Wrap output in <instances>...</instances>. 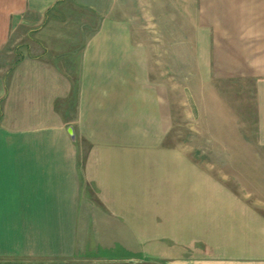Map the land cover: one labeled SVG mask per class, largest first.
I'll return each mask as SVG.
<instances>
[{"label":"crops","instance_id":"1","mask_svg":"<svg viewBox=\"0 0 264 264\" xmlns=\"http://www.w3.org/2000/svg\"><path fill=\"white\" fill-rule=\"evenodd\" d=\"M227 112L248 155L207 149ZM29 258L264 264V0H0V261Z\"/></svg>","mask_w":264,"mask_h":264},{"label":"rangeland","instance_id":"2","mask_svg":"<svg viewBox=\"0 0 264 264\" xmlns=\"http://www.w3.org/2000/svg\"><path fill=\"white\" fill-rule=\"evenodd\" d=\"M183 98H184V96H183ZM183 101L185 102L186 100L183 99ZM186 106H190V105L187 103ZM212 116H213L212 114L206 115V121L207 122L205 125L206 129L208 130V131H206V133L208 135H210V141H211L210 147L207 148V149H209V153L215 154V153H218L219 149H222V148H218L216 146H212L213 142H215L217 139H221V140H223V142L227 143V145H228L224 149L223 154L248 155L250 153L248 148L244 149V146L237 145V144H239V142L243 143V142L249 140L248 139L249 138V136H248L249 132L247 131V128H245V126L240 121L241 116L237 114V119H236V115H233L230 112H229V114H228V112L226 114H223V113L219 114L218 118L221 119L220 122H221V126H222L221 132H218L219 135L217 134V132H212V130L211 131L209 130V128L212 125V122L214 120V119H212ZM199 120H200L199 117L195 115L193 121L196 123ZM187 121L189 123L190 121H192V119L191 120L187 119L185 117V115L184 116L178 115V125H177L178 130H175L174 133H171L172 138L179 140V139L185 137L187 132L185 131L184 126H185V123H187ZM237 123L240 126V131H239L240 135L239 136H236V135H238V133L234 131V126H236ZM219 151H221V150H219ZM0 264H61V262H59V261H47V262H45L43 260H39V259H35V258H29V259L17 260V261L11 260V262L0 261Z\"/></svg>","mask_w":264,"mask_h":264}]
</instances>
